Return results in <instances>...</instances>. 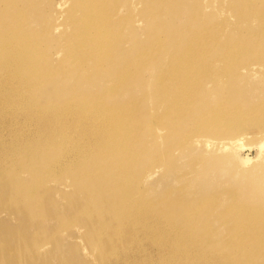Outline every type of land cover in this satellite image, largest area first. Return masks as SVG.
<instances>
[{"label": "rangeland", "instance_id": "obj_1", "mask_svg": "<svg viewBox=\"0 0 264 264\" xmlns=\"http://www.w3.org/2000/svg\"><path fill=\"white\" fill-rule=\"evenodd\" d=\"M69 1L32 2L37 41L69 29ZM26 4L0 0V35L14 46L0 59L19 43L15 10L1 8ZM106 4L112 54L92 59L85 82L52 75L41 92L105 98L113 116L93 126L109 143L76 140L43 176L24 174L23 158L0 161V264H264V0ZM60 56L53 65L74 72ZM10 123L0 119L1 152L11 153Z\"/></svg>", "mask_w": 264, "mask_h": 264}, {"label": "bare ground", "instance_id": "obj_2", "mask_svg": "<svg viewBox=\"0 0 264 264\" xmlns=\"http://www.w3.org/2000/svg\"><path fill=\"white\" fill-rule=\"evenodd\" d=\"M33 1L35 2V0H27L25 6L17 5L13 9L10 5L1 8L10 12L15 10L13 19L17 18L14 20L16 29L12 35L16 34L17 37L12 40L19 43L16 44L17 48L13 54L4 52L8 54L7 57L0 59V110L2 111L0 119L12 122L8 125H13L15 136L7 147L11 149L12 154L0 151V161H6V166L3 165L5 168L12 166L16 168L14 163L23 158L30 163L32 169L23 172L24 174H34L39 169L43 176L54 165L53 163L45 165V163L53 157H58L59 163L67 160L73 153L69 148L76 140L82 147L83 143H86L85 146L93 150L109 143L106 139L108 134L93 126L107 122L113 116L114 110L109 106L110 104L105 103V98H99L97 101L83 100L82 103L77 100L60 103L56 99V94L48 95L41 90L52 81L48 78L52 75L54 77L77 75L84 81L74 76L77 80L85 82L91 77L89 72L85 74L87 66L93 65L92 59H97V62L103 65V61L112 54L117 37L111 32L114 25L107 15L112 8L107 6V0H70L65 11L68 15L65 23L69 29L61 32L57 39L52 38L54 40L52 45L49 37L44 36L37 41L35 38L43 36L36 34V30L29 31L26 28L30 20L35 21ZM9 15L11 18L10 13ZM10 25L3 24L2 31H7ZM10 38L11 32L0 35V52L14 49ZM58 55H61L60 60L68 62L64 66L73 63L75 71L65 74L64 67L53 65L55 62L53 58ZM103 58L104 60H101ZM4 91H9L14 98L4 99L2 95ZM56 101L61 106H58ZM117 145V142L113 143L110 140V147ZM18 147L21 148L17 149ZM23 148L27 150L26 154L20 152ZM44 152L48 154L42 157ZM29 158L34 161H30ZM38 163H40L39 167ZM122 188L124 195L119 203L127 208L132 199L129 195L126 196L127 189Z\"/></svg>", "mask_w": 264, "mask_h": 264}]
</instances>
